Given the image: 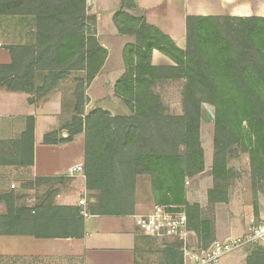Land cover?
I'll return each instance as SVG.
<instances>
[{
	"label": "trees",
	"instance_id": "1",
	"mask_svg": "<svg viewBox=\"0 0 264 264\" xmlns=\"http://www.w3.org/2000/svg\"><path fill=\"white\" fill-rule=\"evenodd\" d=\"M165 1L145 14L157 15ZM132 0H121L113 16L119 35L130 36L123 48L124 72L113 86V94L129 115L111 116L102 109L84 114L85 95L98 75L108 52L98 42L95 19L91 26L86 0H0V17L30 20L33 43L7 47L11 62L0 65V88L40 101L73 73L74 108L71 122L46 133L43 143H68L84 137L85 187L97 192L89 204V215L130 216L135 213L136 179L149 180L155 205L183 211L188 228L207 241L214 237L213 224L201 218L198 204L186 199L185 179L204 170L199 139L203 106L213 109V155L207 191L210 205L228 202L229 151L243 149L249 161L253 214L259 215L264 196V17H187L185 50L143 17L132 16ZM224 21V24L221 22ZM156 50L174 66H154ZM182 80V115H166L157 84ZM64 130L68 136L59 138ZM26 133L32 156L33 120ZM56 179L40 178L0 195L6 212L0 216V235H24L37 239L80 238L83 216L77 207L53 203ZM35 201H24L25 191H38ZM55 186V185H54ZM149 239L140 237L139 241ZM182 264V258L180 263ZM246 264H264V249H254Z\"/></svg>",
	"mask_w": 264,
	"mask_h": 264
},
{
	"label": "crops",
	"instance_id": "2",
	"mask_svg": "<svg viewBox=\"0 0 264 264\" xmlns=\"http://www.w3.org/2000/svg\"><path fill=\"white\" fill-rule=\"evenodd\" d=\"M164 1L165 5L160 14H145L147 10L158 8ZM225 1L221 0L224 15L226 14ZM91 2L92 4L86 0L87 6H90L93 13L99 16L97 19L99 23L103 19V12L110 18L112 51L116 46L119 55L122 56L124 46L132 44L133 38L119 35L113 24V16L120 10L121 0H92ZM132 2L135 9L125 11L132 16L143 17L147 24L168 36L178 48H182L185 44L186 18L210 16L199 8H196L198 14H194L190 0H132ZM18 19L0 17V65H8L11 62L7 51L8 46L33 43L32 29L27 32L28 40L23 39L20 42L18 35L23 27L20 23L19 25L15 23V20ZM99 23L97 32L95 31L96 38L107 50L108 56L104 66L87 89L88 98H90L89 89L96 84L110 59L108 48L110 44L100 39ZM113 66L114 64H112V72ZM123 72L124 65L120 72L114 76V79L112 78V92L114 84ZM75 74L77 77H74ZM81 77V73L71 74L47 96L33 104L29 103L30 96L26 93L8 92L0 88V195L16 188L20 190L21 185L36 179L53 178L56 179L54 205L80 208L83 216V235L80 238L37 239L24 235H0V264H134L135 254H139L141 246L139 238L145 235L137 229L136 217L146 214L152 207L136 203L135 213L130 216L89 215L88 202H93L91 196L94 192L86 189L83 173H76L73 177L69 176L70 170L84 163L83 135H76L68 143L56 145L43 143V136L46 133L58 131L63 127V124H67L69 116L68 108L65 106L66 96H64L63 88L66 84L72 88L73 84L70 79ZM67 93L71 94V89ZM28 119L33 120L32 156L30 155V139L26 133ZM67 136L68 134L64 130H61L58 135L62 139ZM74 145L77 146L75 147L77 149L73 148ZM249 170L248 166L246 175L249 174ZM239 192L242 197L239 196L237 201L234 199L230 201V204H238L235 209L237 215H231L232 217L229 218L227 226H224L225 231L223 232L216 224L218 240L241 237L249 232L256 220L264 221V198H259V215L256 218L253 214L252 202L248 205L245 204V195L247 196L248 189L246 190L244 187ZM193 194L187 193L186 199L189 201V197H191L193 203H198L195 200L197 192ZM250 195L252 197V193ZM85 199L88 200L84 207V203L80 204V201H85ZM32 200L33 203L35 198ZM24 201L28 203L26 195ZM5 212L4 204L0 202V216ZM261 249H264V245L261 246ZM250 253L246 250L236 251L234 256L223 264H246Z\"/></svg>",
	"mask_w": 264,
	"mask_h": 264
},
{
	"label": "rangeland",
	"instance_id": "3",
	"mask_svg": "<svg viewBox=\"0 0 264 264\" xmlns=\"http://www.w3.org/2000/svg\"><path fill=\"white\" fill-rule=\"evenodd\" d=\"M92 0H89V3L92 4ZM226 14L224 15V10L222 7L221 0H190V4L192 6V9H194V14H198L196 11V8L201 9L202 12L210 15V16H216V17H226V18H246L250 16L255 17H264V0H226ZM87 5V4H86ZM219 15V16H218ZM224 15V16H220ZM87 16L89 17L90 26L92 24V19H95V31L97 32V25L99 21L97 20L99 16L93 13L92 8L87 6ZM103 19L99 23V32H100V39L104 42H108L110 45L109 48V62L107 64V67L97 80L96 84L92 86L87 96V90L85 92L87 102L84 104V114L87 115L90 112L94 111L95 109H102L106 112H108L111 116H124L129 115L128 110L124 107V105L115 98L112 90V78L114 79V76L120 72V70L123 68V60L122 56L119 55L118 47L114 46L112 51V24L111 20L108 17L106 13L103 12ZM102 18V17H101ZM109 20V21H108ZM15 23H17L23 27L21 29V33L18 35L20 38V42L23 41V39L28 40V34L27 32L30 31L31 28V22L30 20H24V19H18L15 20ZM221 24H224V21L221 22ZM111 26V28H110ZM93 26H91L92 29ZM111 29V30H110ZM17 40V37H16ZM134 42V39H132ZM15 42V41H14ZM181 50H185V44L182 48H179ZM150 62L154 66H174L173 62L166 57L165 55L159 53L158 51L154 50L151 54ZM112 64L113 66V72H112ZM113 74V75H112ZM79 76V75H78ZM113 76V77H112ZM74 77H77V74H75ZM74 79H70V82L73 84L72 88L69 84H66L64 86V96H66V103L65 106L68 108V121L67 124L71 122V116L73 114V108H74V99L72 96L73 88L75 86ZM69 82V83H70ZM69 85V86H68ZM184 86V82L182 80H173L165 82L164 84H157L153 92L160 96L162 100V105L165 109L166 115H169L171 117H179L182 115V104H181V91L182 87ZM71 94H68L67 92H70ZM68 95V96H67ZM65 100V99H64ZM203 119L200 123V129H199V139L201 143V147L203 149V155H204V170L201 174H193L192 176H189L185 179L184 188L185 192L193 194L194 192H197V199L198 203H193L192 198L189 197V203L190 204H198L200 207V216L201 218L210 221L213 224V230H214V237L212 241H207L205 239H202L201 237L197 236V234L189 229L190 232H192L190 236V240L188 244H184L183 241H181L178 238H171V239H146L141 241V246L139 248V254H135L134 257V264H179L180 260L182 258V264H183V249L184 247H187L189 249H207L213 242L215 241H225V240H218L216 238V224L218 227L220 226V231H225L224 226H227V222L229 218H231V215H237L236 214V208L238 207V204H230L231 199H234L235 201L239 200L242 197L240 192L241 190L246 188L248 189V192L245 195V204L248 205L251 202H253V199L250 195L252 193L251 191V185L249 176L250 173L246 175V169L249 166V161L247 154H244L241 148L233 147L230 149V155L228 157V166L231 168L232 174L231 178L228 181V202L226 203H217L210 205L207 202L206 192L210 188H212L213 180L210 176V164L212 162V155H213V109L212 107L208 105L203 106ZM66 125V124H65ZM64 126V124H63ZM83 135V134H82ZM77 146H73L75 148ZM77 149V148H75ZM250 169V168H249ZM245 174V175H244ZM247 176V178H246ZM136 191H135V201L136 203H142L147 204V206L152 207L155 205L152 200V193H151V187L148 178L146 177H138L136 179ZM53 183H51L52 185ZM55 184L52 186L54 187ZM211 185V186H210ZM48 185H42L38 188V191H25L24 194L26 195V201L28 203H32V199L35 198V194H37L42 191L44 188H46ZM210 186L209 189L207 187ZM15 190H18L16 188ZM194 195V194H193ZM186 196V195H185ZM93 202H88V204L95 203V198L98 197V193L94 192L92 194ZM264 198V196H260V198ZM88 199H85L84 201V207L86 206V202ZM235 213V214H233ZM264 222L263 220H256L253 225H257L258 223ZM264 245V242H261L260 244H251L246 245L238 250H235L231 253L226 254L223 256L220 260V264H223V262L228 261L232 256H234V253L239 250L243 251H250L252 252L256 248H261V246ZM219 264V263H218Z\"/></svg>",
	"mask_w": 264,
	"mask_h": 264
},
{
	"label": "built area",
	"instance_id": "4",
	"mask_svg": "<svg viewBox=\"0 0 264 264\" xmlns=\"http://www.w3.org/2000/svg\"><path fill=\"white\" fill-rule=\"evenodd\" d=\"M83 164L70 170L69 176L83 173ZM84 201H80L83 204ZM136 227L145 236L155 239L178 238L188 244L192 232L188 229L187 216L183 211L166 205H153L146 214L136 217ZM264 242V222L252 225L241 237L215 241L207 249H183V264H218L223 256L246 245Z\"/></svg>",
	"mask_w": 264,
	"mask_h": 264
}]
</instances>
